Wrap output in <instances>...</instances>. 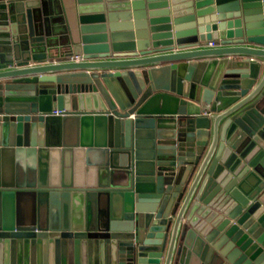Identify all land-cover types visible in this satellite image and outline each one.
<instances>
[{"label": "water", "instance_id": "obj_1", "mask_svg": "<svg viewBox=\"0 0 264 264\" xmlns=\"http://www.w3.org/2000/svg\"><path fill=\"white\" fill-rule=\"evenodd\" d=\"M7 148L0 264H264V0H0Z\"/></svg>", "mask_w": 264, "mask_h": 264}, {"label": "crops", "instance_id": "obj_2", "mask_svg": "<svg viewBox=\"0 0 264 264\" xmlns=\"http://www.w3.org/2000/svg\"><path fill=\"white\" fill-rule=\"evenodd\" d=\"M184 2H178L182 5ZM87 150V149H86ZM75 149L73 153L72 177L74 182L79 181L81 173L93 172L97 166L94 149ZM63 170V160L59 149L32 148L26 149H2L0 153V178L6 183H24L44 181L51 174L60 178ZM61 212L60 205L57 209Z\"/></svg>", "mask_w": 264, "mask_h": 264}, {"label": "built area", "instance_id": "obj_3", "mask_svg": "<svg viewBox=\"0 0 264 264\" xmlns=\"http://www.w3.org/2000/svg\"><path fill=\"white\" fill-rule=\"evenodd\" d=\"M208 46H214L215 45V43L213 42V41H209V42H207L206 43ZM75 58H78L79 57V55H76V56H74ZM53 113L54 114H61L62 115V112H60V111H58V110H55V111H53Z\"/></svg>", "mask_w": 264, "mask_h": 264}]
</instances>
